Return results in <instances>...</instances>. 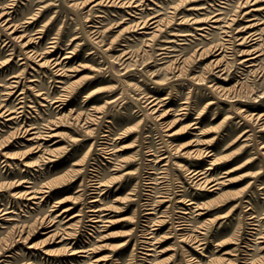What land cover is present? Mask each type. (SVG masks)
Returning a JSON list of instances; mask_svg holds the SVG:
<instances>
[{
    "label": "rangeland",
    "instance_id": "374dc122",
    "mask_svg": "<svg viewBox=\"0 0 264 264\" xmlns=\"http://www.w3.org/2000/svg\"><path fill=\"white\" fill-rule=\"evenodd\" d=\"M95 1L0 0V264H264V0Z\"/></svg>",
    "mask_w": 264,
    "mask_h": 264
},
{
    "label": "bare ground",
    "instance_id": "6f19581e",
    "mask_svg": "<svg viewBox=\"0 0 264 264\" xmlns=\"http://www.w3.org/2000/svg\"><path fill=\"white\" fill-rule=\"evenodd\" d=\"M99 1V0H98ZM98 1H95L96 3L95 4H97V2ZM9 12L8 11H6V10H3V11H1L0 12V27L1 28H3L4 30H6L7 31V33H9V34H11V33H13L14 31H16V30H19V29H21L22 28V26L21 25H18V24H14V23H12V22H10L9 21V17H5L4 15H6V14H8ZM215 17V16H214ZM155 18V16H152L151 18H150V22L148 23L149 25H150V28H154V27H157V24H158V20L157 19H154ZM30 19H32L31 17H29V18H27L24 22H23V24L24 23H28L29 21H30ZM216 20V19H215ZM215 20H212V21H215ZM141 28H143V25L141 26ZM253 35H255V34H253ZM23 36L22 35H18V36H15V38H17V39H21ZM253 38H256V37H253ZM26 45H28V43H27V41H24L23 42V46H26ZM216 50H219V48L218 49H215V51ZM217 52V51H216ZM26 53H27V56L29 57V58H34L36 61L37 60H40L41 58H42V54L40 53L39 55H37L36 54V52H34L33 51V49H27L26 50ZM163 54V53H162ZM258 55V54H257ZM256 55V56H257ZM254 57H256L255 55H253ZM253 56H251V58L253 57ZM67 57V56H66ZM66 57H64V58H66ZM33 59V60H34ZM253 59V58H252ZM219 60V59H218ZM218 60H216V62H218ZM247 60V59H246ZM45 63L46 62H41V64L42 65H45ZM56 65H58V62H53L52 63V67H54V69L56 70V72H57V75H63V72H67V71H72V70H66L65 69V71L64 70H59V69H56ZM81 67H83V66H81ZM65 74V73H64ZM11 77H16L15 75H13V76H11ZM80 80V79H79ZM57 81V80H56ZM13 83H17L18 81H12ZM61 82H63L62 80H60V81H57V83H61ZM77 82V81H76ZM74 84V82H70L69 84H67V86H64V88H62V91L63 92H67L68 93V90L71 88V86ZM75 85V84H74ZM16 86H18L17 84H13V87H16ZM94 91H96V89L95 90H92V91H90L88 94H87V96L88 95H90V94H93L94 93ZM63 96H65V95H62V97ZM60 101H61V98H58V99H56L54 102H56V103H58V107L61 105V103H60ZM157 99H155V98H151V99H149L148 100V103H149V106L150 107H153L152 109L153 110H155L156 109V107H154V106H156V104H157ZM17 113H19V112H17ZM1 115H4V116H8L7 118H6V120H11L12 118H14V117H12L11 116V111L10 110H6V109H3V110H1L0 111V116ZM258 116H260V114L258 115ZM63 117V116H62ZM61 117V118H62ZM58 118H60V117H58ZM62 120V119H61ZM59 121V120H58ZM54 122V121H53ZM88 123V121H84V124H87ZM60 124V123H59ZM262 126H264V125H262ZM52 127V125H50V124H47L45 127H44V131L42 132H39V130L37 129V127H34V126H31V127H27V128H25V129H22V130H20V133H24V132H26V131H28V135H29V137L27 138V140H29V141H37V139L38 140H43V142L44 141H48L51 137H53V136H55V135H57V133H49V131H48V129L49 128H51ZM264 128V127H263ZM262 146H264V144L262 145ZM40 148V144H35V146L34 147H32L31 149H29V152L30 151H37L38 149ZM192 150H190V152H191ZM210 154V153H209ZM215 161V159L214 160H212V162L211 163H213ZM208 170H210V167H206L205 168V171H202V170H193L192 172H191V175H192V178L194 179V181H195V184L198 186V187H200V188H202V187H206V188H209V190L210 191H213V190H215V189H217L218 188V185H219V183L220 182H222V181H219V180H211V178H206L205 176H206V173H207V171ZM230 171V170H229ZM67 175V174H66ZM64 178L63 176H60V178ZM59 179V178H58ZM62 180V179H61ZM152 182H149L148 183V185L149 184H151ZM96 186L95 187H98V185L97 184H95ZM34 197L35 196H33L31 193L30 194H28L27 195V198H29V199H34ZM94 201V200H93ZM215 201H217V200H215ZM214 201V202H215ZM220 200H219V198H218V202H219ZM148 202V201H147ZM210 203V202H209ZM185 205H187V208H188V206H189V208H194V209H197V210H202V209H204L205 207V204H203V202L202 203H200V204H197L196 202H194V201H192V200H190V201H188L187 202V204H185ZM204 205V206H203ZM145 213L144 214H146V215H153L154 213H155V208H154V206H152L150 203H145ZM90 212H92L91 213V221L92 222H94V221H98V219L95 217L96 215L95 214H93L95 211H97V209H93V210H89ZM2 213H4V212H2ZM185 213V212H184ZM183 213V214H184ZM187 213V212H186ZM183 218V217H182ZM184 221L185 220H181L180 221V223H179V225L180 226H178V230H181L182 232H184L185 233V231L187 230V229H189V224H187V223H184ZM162 223H163V220H157L156 221V223H154V225H156V226H160V225H162ZM148 236V235H147ZM146 237V236H145ZM162 239V238H161ZM181 240H185V241H189V242H191V243H196V242H198V239H197V236L196 235H192V234H182L181 235ZM148 250H150V249H148ZM78 252H84L85 253V250H79Z\"/></svg>",
    "mask_w": 264,
    "mask_h": 264
}]
</instances>
